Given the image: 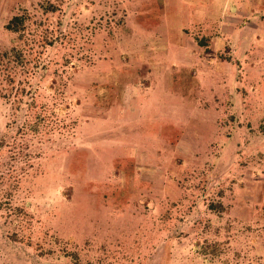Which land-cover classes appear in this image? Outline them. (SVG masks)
<instances>
[{"label":"rangeland","instance_id":"374dc122","mask_svg":"<svg viewBox=\"0 0 264 264\" xmlns=\"http://www.w3.org/2000/svg\"><path fill=\"white\" fill-rule=\"evenodd\" d=\"M234 1L0 0V264H264V13Z\"/></svg>","mask_w":264,"mask_h":264},{"label":"crops","instance_id":"0c3cea01","mask_svg":"<svg viewBox=\"0 0 264 264\" xmlns=\"http://www.w3.org/2000/svg\"><path fill=\"white\" fill-rule=\"evenodd\" d=\"M251 1V2H249ZM233 4H238L240 6V9H244L247 5H250V6H253L255 4L256 6V10L259 8V10H261L263 13H264V0H235L234 2H232ZM251 11V10H250ZM242 12V11H241ZM244 12V11H243ZM258 12V11H257ZM264 25V24H262ZM255 37L256 39L257 38H260V36H264V31L261 30V29H257L256 33H255ZM259 43V42H258ZM248 52L249 53H252V50H249V49H245L243 51V53H241V65L243 68H249V64L250 65H253L254 68H257V69H263L264 70V46L262 47H257L255 49V60L254 61H249L248 59ZM263 52V53H262ZM247 54V55H245ZM245 63V65H244ZM260 77V75H259Z\"/></svg>","mask_w":264,"mask_h":264},{"label":"trees","instance_id":"16d2710c","mask_svg":"<svg viewBox=\"0 0 264 264\" xmlns=\"http://www.w3.org/2000/svg\"><path fill=\"white\" fill-rule=\"evenodd\" d=\"M24 24V17L14 16L12 19L9 20V22L6 24L5 28L12 32H18L20 31V28H22Z\"/></svg>","mask_w":264,"mask_h":264}]
</instances>
